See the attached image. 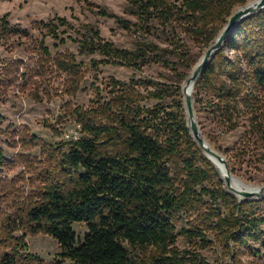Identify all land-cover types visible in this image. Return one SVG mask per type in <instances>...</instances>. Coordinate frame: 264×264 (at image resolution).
Segmentation results:
<instances>
[{
	"label": "trees",
	"instance_id": "obj_1",
	"mask_svg": "<svg viewBox=\"0 0 264 264\" xmlns=\"http://www.w3.org/2000/svg\"><path fill=\"white\" fill-rule=\"evenodd\" d=\"M247 1L127 0L126 12L135 21L101 11L135 35L132 48L105 39L91 24L80 31L64 16L38 23L46 27L44 37L51 35L60 43L66 42L69 29L75 31L78 54L101 56L85 64L67 50L54 58L56 70L65 75L66 92L72 95L80 90L87 69L101 64L142 71L156 63L172 67L179 77L168 83L148 76H112L106 94L96 86L88 106L71 109L80 136L60 152L56 170L46 176L37 200L13 219L14 230L53 236L63 259L46 263L35 254H23L25 244L17 240L12 251L0 254V264H246L244 251L255 244L264 247V197L240 201L227 190L218 167L191 135L182 93L189 74L179 72L172 59L183 53L182 35L201 37L209 47L235 8ZM0 32L1 38L28 35L27 29L11 24L7 14L0 16ZM67 37L73 39L71 34ZM224 46L235 51L233 58ZM224 46L196 81L195 103L208 107L228 131L248 122L262 134L264 8L239 22ZM43 49L50 55L48 46ZM14 64L0 68L1 86L19 79ZM38 139L30 136L34 143ZM5 164L0 148V166ZM193 212L204 226L183 232L206 246L211 242L206 229L216 230L231 253L227 263L177 247L175 221ZM75 223L88 228L78 244Z\"/></svg>",
	"mask_w": 264,
	"mask_h": 264
},
{
	"label": "rangeland",
	"instance_id": "obj_2",
	"mask_svg": "<svg viewBox=\"0 0 264 264\" xmlns=\"http://www.w3.org/2000/svg\"><path fill=\"white\" fill-rule=\"evenodd\" d=\"M126 7L127 0H0V16L7 14L11 24L28 30V35L21 39L18 35L0 37V68L15 62L11 67L19 75L12 85H0V148L6 159V164L0 166V254L12 251L17 240H23V254H35L46 263L63 259L60 256L62 248L53 236L33 234L21 226L14 230L13 219L23 215L24 210L37 200L47 182L46 176L56 170V158L60 152L66 151L70 141L80 136V125L70 113L73 107L88 106L96 94V86H100L106 94L105 86L112 76L122 80L148 76L168 83L178 79L175 69L162 64L151 63L142 71L122 65L101 64L87 69L77 94L66 92L65 75L56 70L54 58L67 50L75 52L77 59L85 64L101 56L78 54L76 38L79 35L75 31L69 29L64 35L66 42L60 43V39L51 35L44 37L46 27L38 23L47 22L56 15L64 16L80 31L91 24L100 30L105 39L119 47L132 48L135 35L119 26L115 18L101 13L107 10L135 21L126 12ZM239 7L241 5L235 10ZM69 34L73 39L67 37ZM154 40L162 46L166 45L163 39ZM182 43L183 51L179 52L183 53L174 54L172 59L179 72L190 75L208 47L201 37L182 35ZM45 45L50 55L45 53ZM224 49L228 56L234 57V50L228 46ZM166 102L172 103L170 99ZM153 103L150 101V104ZM194 105L202 135L226 158L232 175L250 185L264 184V132L256 134L248 122H242L236 129L228 131L208 107L200 103ZM30 136L38 137L37 143L32 142ZM48 146L54 149L50 151ZM175 225L179 249L200 252L211 262L227 263L230 260V251L213 228L206 229L211 241L206 246L183 232L204 226V220L197 212L181 214ZM74 228L78 244L83 241L88 228L83 223H75ZM241 258L246 264H264V247L255 244L253 249L244 251Z\"/></svg>",
	"mask_w": 264,
	"mask_h": 264
},
{
	"label": "water",
	"instance_id": "obj_3",
	"mask_svg": "<svg viewBox=\"0 0 264 264\" xmlns=\"http://www.w3.org/2000/svg\"><path fill=\"white\" fill-rule=\"evenodd\" d=\"M263 8H264V0H254L253 2H248L245 5H242L241 7H239L233 12V14L228 19V22L225 24L223 29L220 31V33L216 37L215 41L204 51L202 57L193 67L192 78H189L188 76L186 80L183 82L182 92L188 91L185 85L187 84L190 86L191 80H194V86H195V83L198 80L202 70L205 68V66L208 64L211 58L216 54V52L220 50L221 48H223L227 37L234 30L235 26L239 22H241L244 18L262 10ZM183 99H184V108L186 110L187 125L190 128L191 135L198 142L203 152L212 162H213V159L211 155L215 156L222 163L225 169V176L222 175L220 170L219 171L221 173L223 180L226 182L227 190L236 194L240 201L247 199V198H253V197L263 198L264 197V184H262L257 191L256 190H242L241 192H237L234 189H232L230 180L234 176L232 175V172L228 166V162L226 158L219 151H217L214 147H212L210 143L202 135L200 125L197 120V112H196L195 105H194L195 103L194 95L192 96L191 94H189Z\"/></svg>",
	"mask_w": 264,
	"mask_h": 264
},
{
	"label": "bare ground",
	"instance_id": "obj_4",
	"mask_svg": "<svg viewBox=\"0 0 264 264\" xmlns=\"http://www.w3.org/2000/svg\"><path fill=\"white\" fill-rule=\"evenodd\" d=\"M254 0L250 1L253 2ZM192 72L189 75V78H192ZM186 88L188 89V91L183 92L184 97H186L187 95L191 94L192 96L194 95V80H191L190 86L189 85H185ZM213 162L215 163V165L218 167V169L221 171L222 175L225 176V169L222 165V163L213 155H211ZM231 183V187L232 189H234L237 192H241L242 190H258L260 188V185L258 186H254V185H250L247 184L241 180H238L234 177L231 178L230 180Z\"/></svg>",
	"mask_w": 264,
	"mask_h": 264
}]
</instances>
